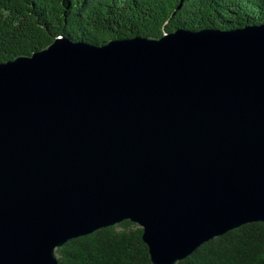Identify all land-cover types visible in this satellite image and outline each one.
I'll return each mask as SVG.
<instances>
[{"label":"water","instance_id":"water-1","mask_svg":"<svg viewBox=\"0 0 264 264\" xmlns=\"http://www.w3.org/2000/svg\"><path fill=\"white\" fill-rule=\"evenodd\" d=\"M124 220L153 264L264 222V24L57 36L0 62V264Z\"/></svg>","mask_w":264,"mask_h":264},{"label":"trees","instance_id":"trees-1","mask_svg":"<svg viewBox=\"0 0 264 264\" xmlns=\"http://www.w3.org/2000/svg\"><path fill=\"white\" fill-rule=\"evenodd\" d=\"M264 24V0H0V62L57 36L103 43L112 37ZM60 264H153L143 228L130 220L56 250ZM177 264H264V222L235 227Z\"/></svg>","mask_w":264,"mask_h":264}]
</instances>
